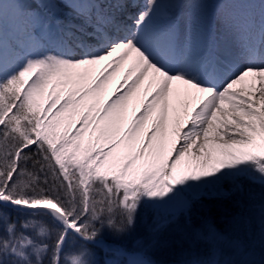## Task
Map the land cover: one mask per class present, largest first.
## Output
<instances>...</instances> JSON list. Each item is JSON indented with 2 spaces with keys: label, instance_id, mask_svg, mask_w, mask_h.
Wrapping results in <instances>:
<instances>
[{
  "label": "snow or ice",
  "instance_id": "snow-or-ice-1",
  "mask_svg": "<svg viewBox=\"0 0 264 264\" xmlns=\"http://www.w3.org/2000/svg\"><path fill=\"white\" fill-rule=\"evenodd\" d=\"M127 7L0 3V264H155L108 242L141 209L203 241L182 264H264V0Z\"/></svg>",
  "mask_w": 264,
  "mask_h": 264
},
{
  "label": "rangeland",
  "instance_id": "rangeland-1",
  "mask_svg": "<svg viewBox=\"0 0 264 264\" xmlns=\"http://www.w3.org/2000/svg\"><path fill=\"white\" fill-rule=\"evenodd\" d=\"M199 202L201 206L194 209L197 220L208 218L221 230L227 229L232 214L237 211L230 197L201 195ZM183 226V217H177L175 222L160 225L157 224L153 214H145L141 209L132 233L122 239H115L109 235L108 242L122 243L128 249H133L136 247V241L139 240L141 241L139 249L145 250L155 264H182L184 260L191 259V253L202 252L204 249L203 241L197 240L195 235L191 238L187 237ZM81 243L83 242L80 240L70 241L66 248L74 252ZM94 251L100 261L114 258L106 255L103 250H101L102 254L99 249Z\"/></svg>",
  "mask_w": 264,
  "mask_h": 264
},
{
  "label": "bare ground",
  "instance_id": "bare-ground-1",
  "mask_svg": "<svg viewBox=\"0 0 264 264\" xmlns=\"http://www.w3.org/2000/svg\"><path fill=\"white\" fill-rule=\"evenodd\" d=\"M3 0H0V3H2ZM124 2L128 5L127 9H126V12L128 14H132L134 13L133 9H132V6L134 3H138V5L142 6L145 2L141 1V0H124ZM233 7H244L243 5H234Z\"/></svg>",
  "mask_w": 264,
  "mask_h": 264
},
{
  "label": "trees",
  "instance_id": "trees-1",
  "mask_svg": "<svg viewBox=\"0 0 264 264\" xmlns=\"http://www.w3.org/2000/svg\"><path fill=\"white\" fill-rule=\"evenodd\" d=\"M100 254H102V251L99 249Z\"/></svg>",
  "mask_w": 264,
  "mask_h": 264
}]
</instances>
